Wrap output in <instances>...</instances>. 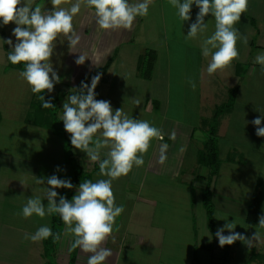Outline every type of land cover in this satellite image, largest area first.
I'll return each mask as SVG.
<instances>
[{
    "label": "rangeland",
    "instance_id": "rangeland-1",
    "mask_svg": "<svg viewBox=\"0 0 264 264\" xmlns=\"http://www.w3.org/2000/svg\"><path fill=\"white\" fill-rule=\"evenodd\" d=\"M25 3L30 4L32 7L39 5L43 10L52 9L50 0H25ZM71 4L70 0V2L62 4L61 7L70 8ZM157 8V5L151 6L148 12V17H137L130 31H115L121 33L123 37H134V40L133 43H130L131 47L130 45H127L119 49L116 57L117 67L113 68L111 75L107 77V80L109 81L105 88L107 90L106 92L112 95V97H108V99L106 98L104 100L109 101L110 104H112L111 106L113 112L116 109L123 108L124 112L130 117H133L134 119L146 120L152 126L158 128L159 118L157 115L159 114H157V110L155 109L153 110V113L145 114L144 104L147 98L150 99L149 96L147 97V93L152 95L155 92L159 95L158 87L161 83H163L162 79L164 76L165 66L168 63L171 83L169 114L171 117H176L186 123L199 126L200 117L204 115V117H208L210 119L213 115L214 108L224 104L228 99L229 90L234 89L236 91V100L233 111L223 118L220 117V119L222 118V126L225 127L231 125V128H229V135L226 139H218V144L220 143L218 154L219 160H223L227 150L229 149L227 148V145L236 143L238 146L242 145L241 152L243 155H241V153L236 155L234 154L235 157L233 161L228 162L223 160L222 165L220 164V172L218 173L219 176L217 174L218 183L216 185V196L217 192H221L222 189H228L230 192V198L227 197L225 205H220L215 210L214 223L217 224L218 230L219 228L224 227L225 223H230L236 220L238 224L234 231L248 237L252 233H255L256 230L254 229L255 231L248 233L249 227L245 223L244 213L250 197L257 193L256 179H264V137H258L256 135V126L251 123V121L255 118L264 116V73L261 72V69L254 68L253 70V68L250 67L251 63H255L254 60L258 55L257 51L259 49L256 50L253 48V50H251L252 53L249 54L247 63L240 65L241 68L239 71L241 74H239V79H237L239 81L238 83L235 78L231 77L233 71H230V68L232 67V69H234L233 63L230 68L226 70V75H224L225 73L223 71H221V73L217 76H214L215 74L209 75L207 73V66L211 57L205 58L202 56L200 49V40L202 38L193 40L192 44L191 40H186L184 37L188 34L187 30L190 28L189 26L191 23H194L195 20L184 22L177 21L175 15L170 16L168 11L166 12L165 19L163 20L159 15ZM191 9L196 10L198 8L192 5ZM208 20L210 21V24L214 21L209 18ZM92 24H94V22ZM15 27L16 25L14 23H9L5 26L2 22H0V152L11 156L12 158L24 156L28 159L30 164L38 161L37 164L40 171L42 168L43 171H45L47 162H54L56 172L49 174L51 176L56 175L61 179V171H57V168L61 169V163L65 160L63 151L64 141L60 136L54 135L52 131L37 129V127L33 125L24 123L25 118L30 112V104L33 101V93L31 92L29 85L24 80L19 78V71L7 69V52L4 51L3 46H5L9 52L11 51V47L4 44L3 40L9 38L12 39L14 46L16 39L12 35V30ZM182 28H184L185 32H182ZM76 31L81 36V33L86 31L85 24L81 25L80 31L78 28H76ZM87 32H93L92 28L91 30H87ZM163 32H165V36H163ZM212 34L213 32H206L204 35L210 36ZM258 39L259 41H264V33H262L261 37ZM192 45H195V47H192ZM89 49H92V47H89ZM74 50L75 48L72 49L73 52ZM146 50L154 51L156 54V60L154 62L155 69L153 72L154 76L151 80L152 83H148L146 81V83H144V80L140 81L141 79L136 76V64L139 57H141ZM73 52H69L68 42L63 36H60L56 41L54 55L51 57L53 69L61 77V83L54 84V90L51 93L47 92V94L50 97L52 96L58 98L62 94H66L64 97H61L57 105V115L60 120L63 115V103L66 101L68 95L73 93L75 85L84 76L90 74L95 69L102 67L105 64L106 59L113 56L111 51L105 55L101 53L103 57L100 62H84L83 65H77L75 63L76 59H72ZM70 65L71 68L69 67ZM234 66L236 67V65ZM201 68L205 72L204 75L209 78L210 84L205 85L204 91L201 95L195 97L198 94V87L196 86L195 90L191 91V88L189 89L191 86L188 81L189 79L196 81ZM111 69L112 68H110V70ZM242 78L244 79L240 81ZM175 82H181L184 84V88L182 89L180 86L174 85ZM182 91H185L188 94L191 91V96L193 97H189L187 95V100L181 101L180 97L178 98V95L179 93L181 95ZM134 99L140 100L139 106L134 103ZM152 101L153 100L151 99L147 107L148 109L151 108V103H153L152 108L155 106ZM245 121H247V123H245ZM61 125L65 130L62 120ZM261 127H264V119L261 121ZM237 129H240L239 131L241 133L236 135L232 131H236ZM202 134V140L201 137H199L200 134L197 133L196 137L198 138L193 141L195 149H197L196 147L200 148L199 146L202 147L205 132ZM65 135L71 143L70 134L66 130ZM95 139L96 138L94 136V140ZM154 140L155 139H153V141ZM153 141L151 142V145ZM228 141L230 144L227 143ZM194 147L191 145L188 155L184 159L182 168L184 174L180 177V181L176 184L167 183L168 196H165V198H168L169 200L165 201V198H161V201L163 200L166 204H172L173 202L171 198H173L176 202L175 206L177 208L175 213L176 217L182 216L183 222H185L186 220L189 221V218H186V216H191L190 218L195 221L199 238L203 239V237H206L207 240H210L211 234L207 229L206 216L201 198V194L204 189L201 190L202 188L197 186L196 188H193L194 186L191 187V189H193H190L192 203L191 206H189L190 208L188 212L186 207V201H188L189 195L188 192L190 191L188 185L192 186L194 185V182H185V180L192 175H194V177L197 175L207 176L206 174L208 173L207 169H204L202 166L197 164L196 158H194ZM72 151L78 165L81 164L87 157L86 153L74 148V146H72ZM238 151H240V149ZM150 153L151 146L148 152L144 155L145 162ZM101 158H105L103 151L101 153ZM44 159L47 162H45ZM224 164L228 166L223 167ZM52 167L53 164L51 163V168ZM143 167L144 165L142 167H134L131 172V178H128L129 173L127 176H121L112 182V188L116 189L117 192V194H115V203L117 206L123 205L124 208H127V211L132 208L133 202L128 201L129 196H124L120 192L128 187V180H130L131 184H136L138 182L137 179H139L142 174ZM66 168L67 176L63 179H70L69 167L67 165ZM223 168L228 169L223 172ZM203 172L206 174H203ZM97 177H99V179H107V177L101 176L99 173ZM203 183L205 186L206 181L204 180ZM262 183H264V181H262ZM164 188L165 186H163V189ZM64 190L65 188H63L61 195ZM174 190H176V192L179 190V195L173 196L172 194L175 193ZM75 192L76 191L74 190L73 196L76 195ZM131 199L133 201L137 200L135 197H131ZM228 201L230 204H228ZM262 209H264V207H262ZM186 213L188 215H186ZM136 214L137 211L134 215L136 216ZM169 214L173 215L171 213ZM262 215H264V213H262ZM217 216L227 219L218 220L216 219ZM44 220L42 221L44 222ZM133 220L135 221L136 218ZM64 226L65 225L63 223V228ZM63 231L64 230H62V233H64ZM228 234V231L225 230L224 235ZM261 234L262 238H264V233ZM61 237H64V235L62 234ZM59 242L61 243V241ZM233 245L234 247H237L235 249V253L231 251L228 252L227 255L232 256L233 254H236L235 256L237 257V262L241 260V257H244L245 252L248 250V246L243 244L241 241H236L230 246L232 247ZM30 249L31 250L29 251L27 250L29 254L26 253L27 251L22 255L17 254L15 264L45 263L44 256H42V261L38 260L35 244L30 246ZM41 250L43 252V248ZM4 254L5 253L0 252V257ZM260 254L264 253L260 252ZM6 261L8 260L3 262L0 258V264H6ZM251 263L253 262H250V264Z\"/></svg>",
    "mask_w": 264,
    "mask_h": 264
},
{
    "label": "clouds",
    "instance_id": "clouds-1",
    "mask_svg": "<svg viewBox=\"0 0 264 264\" xmlns=\"http://www.w3.org/2000/svg\"><path fill=\"white\" fill-rule=\"evenodd\" d=\"M70 0H50L51 10H43L41 6L32 7L25 0H0V22L3 25L14 23L16 27L12 35L16 42L13 46L12 39L3 40L4 44L11 47L7 60L13 65L23 63L24 70L18 73L33 94L51 93L54 84L61 83V77L53 69L51 57L54 55L56 41L63 36L68 42L69 52L80 43L81 37L74 28L73 18L81 12L82 6L94 9L96 25L105 31L131 30L137 17H146L149 7L154 0H140L130 3L129 0H75L70 8L61 7ZM168 3L177 10L181 21L191 19L190 12L195 4L199 9L196 20L191 23L186 40H200L202 56L211 57L207 66V73L212 75L218 70L223 71L230 67L232 62L239 58L237 41L245 47L249 43L248 36L235 27L241 15L248 11L249 0H168ZM211 14L215 21V31L210 36H205L208 24L205 17ZM88 59L80 54L76 59L77 65H83ZM261 66L264 73V54H258L254 60ZM100 73L93 76L91 85L81 81L75 92L68 95L63 103V121L65 130L70 134L71 145L86 153L87 160L98 163L99 174L107 179L96 182L84 180L76 190V195L71 200L59 196L55 189H72L74 186L70 179H60L56 175L47 178H36L38 185H47L43 189L47 205L40 197L27 198L21 215L27 219L36 215L40 218L46 215L58 214L64 225V236L73 237L71 248H79L82 253L90 254L87 264H106L113 251L104 247L112 236L116 218L124 212V206H117L112 189V182L121 176H127L133 167H142L145 164L144 155L148 152L153 139L163 141V130L152 126L146 120L134 119L124 112L123 108L113 112L109 101L97 100L95 89L101 79ZM193 90L196 88L194 80L189 79ZM43 108L54 107L51 99L45 100L39 96ZM139 106L140 100L134 99ZM264 116L251 121L256 126V135L264 137V127L261 121ZM247 123V121H245ZM98 134V135H97ZM94 136L97 137L94 140ZM170 139L175 140L176 133L170 134ZM169 145H159L158 163L164 165L167 160ZM102 150L104 157L101 158ZM183 150V149H181ZM57 171H60L57 168ZM216 219L227 218L217 216ZM236 220L225 223L224 227L216 232L219 245H232L241 241L249 248L256 244H264V238L259 229H264V215L259 217V224L252 237L235 232ZM225 230L228 235H224ZM52 238L53 242L61 240V233H53L48 226L39 227L34 233L25 234L24 238L33 243Z\"/></svg>",
    "mask_w": 264,
    "mask_h": 264
},
{
    "label": "crops",
    "instance_id": "crops-1",
    "mask_svg": "<svg viewBox=\"0 0 264 264\" xmlns=\"http://www.w3.org/2000/svg\"><path fill=\"white\" fill-rule=\"evenodd\" d=\"M129 2L136 3L140 2V0H129ZM71 3H75V0H71ZM153 5L158 6V13L163 20L165 19L166 12L168 11L170 16L175 15L177 21H181L176 14L177 10L168 3V0H154V3L151 6ZM193 6L196 5L193 4ZM198 11L199 9H191V19L189 21L196 20ZM93 13L94 9L90 10L82 6L81 12L73 18L74 28H78L80 31L81 25L85 24L86 31L82 33L80 32L81 40L72 54V59H77L80 54H84L88 58L85 60V62L98 63L103 57L101 53L105 55L110 51L112 52L114 56V61L110 66V68L112 69L110 70L109 68L105 74L101 75V79L97 85L98 89H95L96 99L104 100L106 98L108 99V97H112V95L106 92L107 90L105 88L107 86L106 84L109 81L107 80V77L111 75L113 68L117 67L116 57L119 49L123 48L124 46L130 45L131 42L133 43L134 37H123L119 32L101 30L95 23V17ZM208 18L210 20H214V17L211 14L205 17V22L208 24L207 32H214L215 21L210 24ZM250 19L254 21L255 27L251 26ZM93 22L94 24H92ZM235 27L238 28L241 33L247 35L249 39L247 47H245L241 41H237V48L240 56L238 59L232 62L234 65H236V67L233 65L234 69H232V67H228L230 68V71H233L231 77L237 80L239 79V74H241L239 71L241 68L240 65L247 63L249 54L252 53L251 50H253V48L256 50L259 49L257 51L258 54L264 53V41H259L258 39L261 37L262 33H264V0H249L248 11L241 15V19L239 23L235 25ZM91 28L93 32H87V30H91ZM181 30L182 32H185L184 28H182ZM116 31L128 32V30L123 29ZM188 31L189 29L187 30V32ZM163 36H165V32H163ZM191 43L193 44V40H191ZM251 43L253 45H251ZM89 47H92V49H89ZM192 47H195V45H192ZM108 59H110V57L106 59L105 63ZM69 67L71 68V65ZM250 67H252L253 70L254 68L261 69V66L257 63H251ZM228 68L223 70V72L225 73L224 75L227 74L226 70H228ZM154 69L155 63L153 66L151 79L144 81L143 79H141L140 81H143L144 83H152L151 80L154 76ZM204 73L205 72L201 68L195 81L196 86L198 87V94H194L196 95L195 97L200 96L204 91V86L210 84L209 78H207ZM220 73L221 71L218 70L216 73H214V76H217ZM243 79L244 78L240 79V81H242ZM162 82L163 83H161L158 87L159 95H157L155 92L152 95L147 93V97L149 96L150 99L147 98V100L145 101L144 113L150 114L154 112L153 110H157V114H159L157 115V117L159 118L158 128L163 130L164 140L160 141L155 139L153 141L151 145V153L144 164L142 174L140 175L139 179H137L138 182L136 184H131L130 180H128V187L120 192L124 196L128 195V201H132L133 204L132 208L129 211H127V208H124V212L116 218L112 236H110L104 244V247L110 248L113 251L112 256L107 259L106 264H246L249 256L251 255V252L255 251L256 254L264 255L260 254V252L264 253V244H261V246L260 244H256L255 247H247L248 250L247 252H245L244 257H241V260L236 262V254H233L232 256L227 255L228 257L226 258V260L223 261L221 258L223 253H225V251L227 253L231 251L235 253V249L237 247H234V245L231 247L229 245V247L225 249L224 246L221 247L219 245V241H216L214 242L212 249L200 248L199 246L201 245L207 246L213 243L212 236L210 240H207L206 237L200 239L196 230L195 221L190 218L191 216H186V218H189V221L186 220L185 222H183L182 216L176 217L175 213L177 208L175 206L176 202L173 198H171L173 202L172 204H166L163 202V200L161 201V198H165V196H168L167 183L176 184L178 181H180V177L184 174L182 171L184 159L187 157L191 145L192 147H194L193 141L194 139L198 138L196 137L197 133L200 134L199 137H201V140L203 139L202 133L206 132L207 129L205 122L209 120L208 117L206 118L203 115L200 117L199 126H195L191 123H186L180 119H177L176 117H171L169 114L171 83L168 63L165 66ZM238 82L239 81L237 80V83ZM87 83L90 86L91 79L87 81ZM174 85H178L182 89L184 88V84H182L181 82H175ZM190 88L192 91V87H189V89ZM191 91L189 92V94L185 91H182L181 95L179 93L178 98L180 97L181 101H186L187 95L189 97H193L191 96ZM151 99L153 100L152 102H156L157 105L153 106L152 108L153 103H151V108L148 109L147 107ZM232 111L233 109L229 113L224 114L222 118L230 114ZM222 118L219 121V127L217 130L218 139H226L229 135V128H231V125L225 127L222 126ZM24 123L31 125V122L27 119V117L25 118ZM239 130L240 129H237L236 131L234 130L232 132L237 135L241 133ZM173 131H175L176 133L175 140L169 138L170 134ZM161 143H167L169 145L167 151V160L164 165H160L158 163L159 145ZM227 143L230 144L229 141ZM199 147L200 148L196 147L197 149H195L194 147V158L197 157L198 152L202 149L201 146ZM219 147L220 143L218 144V149ZM227 148L229 149H226L227 153L225 154L223 160H226L229 154L236 155L241 153V155H243V153L241 152L242 145L238 146V144L235 143L227 145ZM239 149L240 151H238ZM102 151L104 154V151L106 150ZM223 160H220L221 165ZM64 161L62 162L63 164L61 163V179L67 176V164L66 162L64 163ZM37 163L38 161H35V163L30 164L28 159L24 156L12 158L11 156L0 152V248H2L0 249V252L5 253L0 258L3 260V262L5 260H8L6 261V264H15L16 255H22L27 250H31L30 246H32L33 244H35L38 260L42 261V241L39 243H33L29 240H26L24 236L25 234L34 233L41 226L46 225L49 227L51 216L46 215L45 217L40 218L36 215H33L32 217L25 219L21 215H17L22 211V207L24 206V204H26L27 198L40 197L42 200L44 199L45 193L43 189L50 186L47 185L46 179L44 185H38L36 183V178H47L51 176L50 174H52V172H56V166H54V162H47L45 171H43V168L40 171ZM51 163L53 164L52 168ZM79 165L84 172L91 173L93 182L99 180V177H97L99 173V166H97L98 163L89 162L86 157ZM227 166L228 165L224 164L223 167ZM226 169L228 168H223L222 171L224 172ZM131 172L132 171H130L128 178L132 177ZM204 173L205 172H203V174ZM218 176L214 178L211 186V190L213 192L212 201L214 205V213L220 205H225V202H227V197L230 198V192L228 191V189H222L221 192H217L216 196ZM205 177V175H197L195 177L194 175H192L189 176L187 180H184L185 182H194V185H188L189 190L193 186V188H196V186L201 187V190H203L205 188V186L203 185ZM258 180H260L261 184L264 185V183H262L264 179L262 178L256 179V185ZM162 183H165L166 185ZM163 186H165L164 189ZM77 188L78 187H76L75 191L77 190ZM62 190L63 188L55 189V191H57L58 193L57 202ZM191 190L188 192V201H186L187 212L189 211V206H191ZM174 192L175 193L172 194L173 196H177L180 193L179 190H177V192L176 190H174ZM113 193L114 196L115 194H117L116 189H113ZM131 197H135L137 198V200L133 201ZM164 200L168 201L169 199L165 198ZM229 201L228 204H230ZM42 202L45 204V206L47 205V199H44ZM247 207L248 204L244 213V219L246 216ZM262 207H264V203H262L260 207L257 224H259V217L262 215V213H264V209H262ZM136 211L137 214L135 216L134 213ZM169 213L173 215H170ZM186 215L188 214L186 213ZM134 218H136L135 221L133 220ZM42 220H44V222ZM257 224L255 226H249L246 224L249 227L248 233H252L253 231H255L258 226ZM64 229L65 226L63 230ZM216 230L217 224L215 223V234ZM259 231L261 233H264V229H259ZM253 234L254 233L249 235L248 238L252 237ZM72 239L73 237L70 234L68 236L61 237V243L59 242L56 256L57 264H68ZM28 251L26 252L27 254H29ZM88 255L90 254L82 253L78 248L75 264H87ZM251 264L264 263H262L260 260H256Z\"/></svg>",
    "mask_w": 264,
    "mask_h": 264
},
{
    "label": "trees",
    "instance_id": "trees-1",
    "mask_svg": "<svg viewBox=\"0 0 264 264\" xmlns=\"http://www.w3.org/2000/svg\"><path fill=\"white\" fill-rule=\"evenodd\" d=\"M251 26L255 27V23L252 19H250ZM251 45H253L251 43ZM4 51L7 52L8 50L5 46H3ZM156 60V54L154 51L146 50L145 53L139 57L136 67V74L137 77L143 80H150L152 76L154 62ZM114 61V56L107 60L103 67L92 71L90 74L84 76L75 86V89H78L81 85V81L87 83L93 76L100 74H105L106 71L110 68L111 64ZM7 69L15 70V71H22L24 70V64L13 65L11 62L8 61ZM75 89L73 93L75 92ZM229 96L227 101L214 108L212 117L205 122L207 129L205 132V140L203 142L202 149L198 152L196 157V162L199 166H202L208 170L207 176L205 177V188L201 194L202 198V206L205 211L206 222H207V229L213 238V243L205 246L201 245L200 248L203 249H212L214 242L218 241V238L215 235V223H214V205H213V192L211 190L212 183L214 178L217 176L220 168V160L218 154V137H217V130L219 127V119L224 114L229 113L235 103V93L234 89L229 90ZM45 96V100L51 99L54 107L52 108H43L42 101L39 99L40 95ZM66 94H62L59 98L58 97H50L47 94V91L44 93L33 94V101L30 104V112L27 116V119L31 122V125L45 130H50L54 133V135L60 136L63 141V151H64V158L66 164L69 166V175L70 181L73 184L72 189H67L63 191L61 196H64L66 199L71 200L73 197V191L75 188L84 180H92L91 173L84 172L83 169L77 164L74 154L72 151V146L70 141L66 138L65 130L61 125V120L58 117L57 113V105L60 101L61 97H64ZM157 105L156 102H154ZM234 154H229L226 158V161H233ZM257 193L251 197L247 211L245 216V223L249 226H255L257 223L259 210L264 203V185L261 184V181L258 180L257 185ZM59 203V200L58 202ZM191 203H192V196H191ZM53 233L60 232L62 235L63 230V221L58 214H53L50 217V226H49ZM73 242V239H72ZM71 242V244H72ZM59 242H53L52 238L49 237L46 240L42 241V248H43V256L45 258L44 264H57L56 256L58 251ZM225 249L229 247V245L224 246ZM77 249L73 250L70 248L69 254V261L68 264H75ZM227 252L223 253L222 260H226ZM256 260H260L264 263V255L256 254L254 251L251 252V255L248 258L247 264L250 262H254Z\"/></svg>",
    "mask_w": 264,
    "mask_h": 264
}]
</instances>
